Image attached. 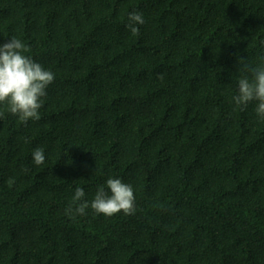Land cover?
Masks as SVG:
<instances>
[{"label": "trees", "instance_id": "obj_1", "mask_svg": "<svg viewBox=\"0 0 264 264\" xmlns=\"http://www.w3.org/2000/svg\"><path fill=\"white\" fill-rule=\"evenodd\" d=\"M11 37L55 79L39 120L0 117V264H264V119L233 100L264 0H0ZM109 177L134 214L66 213Z\"/></svg>", "mask_w": 264, "mask_h": 264}, {"label": "clouds", "instance_id": "obj_2", "mask_svg": "<svg viewBox=\"0 0 264 264\" xmlns=\"http://www.w3.org/2000/svg\"><path fill=\"white\" fill-rule=\"evenodd\" d=\"M144 22L141 12H131L127 28L132 35H139L137 25ZM29 51V47L16 37L0 44V117L7 111L25 123L40 119L39 110L47 96V88L55 79L51 70L45 69L42 64L26 54ZM239 70L250 75H244L238 80V94L233 97L235 104L238 107H246L250 102L256 101V112L264 119V66L250 67L244 64ZM32 156L37 166L45 162V152L40 147L33 150ZM84 197V190L77 187L66 213L85 215V210L89 207L95 213L108 217L120 212L125 215L136 212L134 189L131 184L123 182L120 178L109 177L105 186L98 188L90 203L84 200Z\"/></svg>", "mask_w": 264, "mask_h": 264}]
</instances>
